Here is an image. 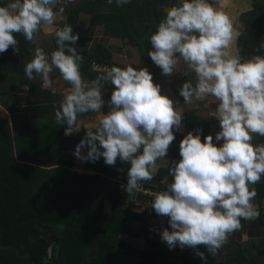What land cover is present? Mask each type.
I'll use <instances>...</instances> for the list:
<instances>
[{"label":"clouds","instance_id":"1","mask_svg":"<svg viewBox=\"0 0 264 264\" xmlns=\"http://www.w3.org/2000/svg\"><path fill=\"white\" fill-rule=\"evenodd\" d=\"M129 2L116 0L117 6ZM73 3L9 0L0 4V53L10 46L19 52L17 34L35 45L25 76L40 77L41 86L52 89L58 70L57 82L62 78L70 86L55 111V121L66 126L65 135L85 131L75 156L91 162L103 157L109 166L118 158L130 163L127 184L121 187L132 195L142 181L153 180L157 161L166 157L175 139L174 128L181 126L184 107L162 93L151 72L132 64L112 66L91 81L85 79L82 50L75 46L79 35L70 24L59 26ZM231 3L181 0L167 8L166 17L150 35L147 53L163 75L176 72L181 59L195 73L196 83L187 80L180 89L185 105L210 97L218 101L211 116L220 121L215 141L223 143H214L211 134L201 139L200 133L189 131L180 143L181 159L172 161L168 170L171 182L167 177L161 181L166 187L155 193L151 203L158 216L169 218L171 231L164 228L161 240L170 249L177 245L196 249L205 261L199 246L214 255L241 228L242 219L259 218L253 203L257 192L250 186L264 177V144L253 143L254 136L264 137V56L240 55L237 41L243 25L237 26ZM50 35L58 47L49 56L40 41ZM106 84L114 85L107 114L102 111ZM90 113L96 114L94 120L83 119Z\"/></svg>","mask_w":264,"mask_h":264},{"label":"trees","instance_id":"2","mask_svg":"<svg viewBox=\"0 0 264 264\" xmlns=\"http://www.w3.org/2000/svg\"><path fill=\"white\" fill-rule=\"evenodd\" d=\"M148 1L152 5L154 23L144 36V42L150 51V35L166 17V11L160 7L164 0ZM96 3H89L93 16ZM111 4L113 11L104 17L105 32L111 35L120 33L122 37H128L132 44L139 45L141 40L131 30L126 4L117 6L116 0ZM260 27L258 20L252 29L259 33ZM17 40L19 52L10 46L6 52L0 53V66L6 63L21 67L24 62L30 61L29 54L35 49L34 45L23 34H17ZM237 44L241 54L250 58L254 55L264 56L262 34L242 33ZM100 49L101 46H98L82 64L93 79L102 73L91 68L90 60L117 66L110 60L111 55L109 58L106 50ZM26 94L38 100L18 114V124L14 118L15 125L11 128V133H5L6 121L0 117V264H116L119 246L123 244L120 235L129 230L132 217L130 208L120 213L113 224L103 229L89 227L85 205L91 198L120 205L124 195L121 186L127 184L130 163L118 158L119 162L109 166L101 157L87 164V168L95 170L97 174L74 172L70 169L73 165L72 157L85 131L82 129L79 133L65 135V125L49 121L51 112H55L60 106L55 103L56 98L50 90L37 84H29ZM30 112L38 113L39 120H32ZM209 134L206 132L201 139ZM15 151L28 153L33 164L17 161ZM66 157L69 160L63 166L60 161ZM168 170L169 168L163 170L157 178L162 181L167 177L171 182ZM153 181L154 178L149 182ZM165 187L162 183L158 192ZM255 188L256 197L264 198V177ZM257 206L259 218L249 221L264 225V207ZM79 218L84 219V222ZM31 239L35 242L28 247L27 243ZM199 249L208 252L203 245ZM195 253L197 254L196 251ZM214 256L215 254H211L208 261Z\"/></svg>","mask_w":264,"mask_h":264},{"label":"crops","instance_id":"3","mask_svg":"<svg viewBox=\"0 0 264 264\" xmlns=\"http://www.w3.org/2000/svg\"><path fill=\"white\" fill-rule=\"evenodd\" d=\"M91 1L97 2L93 7L94 16L90 11L91 9L89 10V3ZM8 2L9 0H0V4H7ZM180 2L181 0H164L160 3V7L166 10ZM56 7L58 9L59 5ZM126 7L129 10L131 30L141 40L139 45L132 44L128 37H122L120 33L118 35H111L105 32L104 17L113 11V6L108 3V0H100V2L99 0H74L73 4L67 6L64 13L67 18L65 21L60 22L59 26L62 27L64 23L70 24L73 27V32L79 35V40L75 46L78 51L82 50L83 61L81 62V73L84 78L89 81L93 79L91 75L89 76L87 70L83 68L82 64L97 50L98 46H101L100 50H106L109 58L111 55L110 60L117 66L123 68L128 64H132L138 69L146 68L153 74V80L161 86L162 93L170 96L177 107H184L181 126L179 129L174 128L175 139L169 147L171 149L167 153L169 166H171L172 161L177 162L179 160L180 143L189 131L194 132V134L200 133L201 137L208 132L213 135L214 143L222 144L223 141H215L216 133L221 130L220 121L215 116H211V112L218 106V101L210 97L209 100L206 98L204 100L194 101L191 105H185L184 99L180 95V89L184 82L189 80L193 84L196 83L195 73L188 69L181 59L177 65L176 72L172 75H163L162 70L154 64L147 54L149 49L144 42V36L149 33L154 23L151 3L148 0H130L126 4ZM230 10L236 16L237 26L240 24L243 25L241 34L247 32L248 34L264 35V0H232ZM258 20L261 26L259 33L254 32V29H252V26ZM40 42L41 46L49 53V56L58 47L55 39L51 35L43 37ZM240 55L245 59L250 58L245 54L240 53ZM33 56L34 49L29 54V60ZM128 59H131V61ZM123 60H126V62H123ZM91 62L90 60L89 63L93 69ZM26 64L24 62L21 67H13L10 64L3 63V66H0V99L6 96L10 100L14 99L16 106L21 111L27 110L28 106L35 104L36 100H38V98L26 94L27 86L29 84L41 86L42 83L40 77H36L35 80H29L25 76L24 68ZM59 75L58 70L53 73L52 78L54 83L52 89L43 87L54 94L57 105L60 104L64 91L70 87L63 82L62 78L57 82ZM113 90L114 85L110 84H106L103 89L105 103L102 111L105 114L110 111L108 102L111 99ZM51 113L53 115L51 114L49 116V121L56 124V121L51 118L52 116L55 117V112ZM95 115V113L85 114L83 119L86 121L94 120ZM29 117L32 120H39L38 113L36 112H30ZM253 143L257 145L264 144V137L254 136ZM87 150V148L82 149L85 154ZM140 151L142 152V147ZM15 157L21 163L33 164L34 162L25 151H15ZM119 161L117 159L116 162ZM74 162L76 167L74 165L70 167L74 172L90 175L97 174L95 170L87 168L89 161H81L75 156L73 164ZM160 162H162V159L157 161V165H160ZM60 163L64 166V159ZM85 167L90 172L84 173L85 171L83 170ZM157 175L154 176L153 182L142 181L140 190L134 192L132 195H129L124 190L120 205L108 200L95 198H91L86 202V222L91 228L102 227L105 229L113 224L117 216L127 208H130L132 212L129 230L120 235L123 244L119 246L120 253L116 264H250V260L260 254H264V225L252 224L249 220L241 221V228L229 236L227 243L210 261H208V258L211 254L201 249L199 251L204 252L207 256L206 261L195 253V251L197 252L196 249L188 247L181 249L179 245L174 249H170L167 243L161 240V234L164 228H168L171 231L168 223L169 218L158 216L151 207L155 193L161 189V185H155L154 183ZM250 187L255 188V185ZM253 203L264 207V198L258 199L255 197ZM79 219L82 223L84 222V219ZM95 251L98 252L99 250ZM251 264L255 263L251 262Z\"/></svg>","mask_w":264,"mask_h":264},{"label":"rangeland","instance_id":"4","mask_svg":"<svg viewBox=\"0 0 264 264\" xmlns=\"http://www.w3.org/2000/svg\"><path fill=\"white\" fill-rule=\"evenodd\" d=\"M118 60H120V59L118 58ZM126 60H123V62H126ZM128 60L131 61V59H128ZM0 100H1L0 101V111H1L0 117L4 118V120L6 121V125L7 126H5L6 127L5 133L9 134V133H11V128L15 125L14 120L16 119V123L18 124L19 121L17 119L18 118L17 116H18V114H20L23 111H21L20 108L16 106V101L14 99H13L14 101L13 100H10L6 96V97H2ZM51 114L53 115V113H51ZM51 118H53L55 120V117L54 116H52ZM170 149L171 148H169V150ZM166 156L167 157L162 158V162H160L161 164L160 165H157L158 166V171H157V173L155 175L161 173L163 170H165L167 168H170L172 166V164H171V166H169V164H168L169 163V157H168V155H166ZM54 158H55V156L53 157V159ZM72 158L75 161V154L73 155ZM63 159H64V162H65L64 165H67V161L69 160V158L66 157V158H63ZM73 165H74V167H76L75 162H74ZM86 169L87 168L85 167L84 170H83V171H85L84 173L90 172V171H88ZM92 173H94V171H92ZM154 183H155V185H159L160 186L161 185V179H158L156 177ZM153 191H155V190H153ZM34 242L35 241L31 239V241H29L27 243V246L30 247L31 244L34 243ZM92 245H94V244H92ZM251 262L252 263H255V264H257V263L258 264H264V254H260V255L256 256L254 259H252V260L249 261L250 264H251Z\"/></svg>","mask_w":264,"mask_h":264},{"label":"built area","instance_id":"5","mask_svg":"<svg viewBox=\"0 0 264 264\" xmlns=\"http://www.w3.org/2000/svg\"><path fill=\"white\" fill-rule=\"evenodd\" d=\"M92 67L94 69L95 66V70L100 71V72H105L106 70H108L109 68H111L112 66L109 64H101L100 62L97 61H92Z\"/></svg>","mask_w":264,"mask_h":264}]
</instances>
